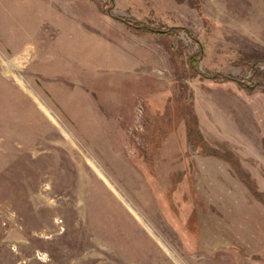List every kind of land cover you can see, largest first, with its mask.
Instances as JSON below:
<instances>
[{
    "label": "rangeland",
    "instance_id": "obj_1",
    "mask_svg": "<svg viewBox=\"0 0 264 264\" xmlns=\"http://www.w3.org/2000/svg\"><path fill=\"white\" fill-rule=\"evenodd\" d=\"M0 264H264V0H0Z\"/></svg>",
    "mask_w": 264,
    "mask_h": 264
},
{
    "label": "trees",
    "instance_id": "obj_2",
    "mask_svg": "<svg viewBox=\"0 0 264 264\" xmlns=\"http://www.w3.org/2000/svg\"><path fill=\"white\" fill-rule=\"evenodd\" d=\"M120 20L125 22L126 25H128L129 27L133 28L134 30H136L138 32L154 33V34L157 33V34H161V35L173 36L175 38H177L178 32L181 29V28L172 29L171 27H164L163 29L158 31V30H154L152 27H149V26H147L143 23H140V22H131V21L125 20L123 18H121ZM200 55H201V50H199V52H197L193 56L189 57L191 65H194V66L197 65V62L200 59ZM227 79L230 81H236V82L241 81V79H238V78H235L232 76H228Z\"/></svg>",
    "mask_w": 264,
    "mask_h": 264
}]
</instances>
